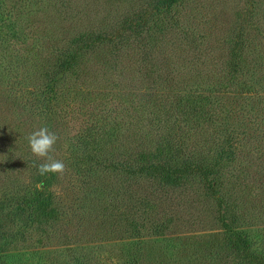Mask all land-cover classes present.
Instances as JSON below:
<instances>
[{"label":"rangeland","instance_id":"1","mask_svg":"<svg viewBox=\"0 0 264 264\" xmlns=\"http://www.w3.org/2000/svg\"><path fill=\"white\" fill-rule=\"evenodd\" d=\"M6 254L264 264V0H0Z\"/></svg>","mask_w":264,"mask_h":264},{"label":"clouds","instance_id":"2","mask_svg":"<svg viewBox=\"0 0 264 264\" xmlns=\"http://www.w3.org/2000/svg\"><path fill=\"white\" fill-rule=\"evenodd\" d=\"M27 139L33 156L38 160L45 161L38 166L39 175L55 174L62 176L66 166L62 160L55 158V145L59 140L57 134L47 127H40L30 133Z\"/></svg>","mask_w":264,"mask_h":264},{"label":"trees","instance_id":"3","mask_svg":"<svg viewBox=\"0 0 264 264\" xmlns=\"http://www.w3.org/2000/svg\"><path fill=\"white\" fill-rule=\"evenodd\" d=\"M172 154H175L174 151L173 152H171V151L170 152H166V154H165L166 160H167L168 163L171 164L170 167L173 170H178L176 168V165H173L174 164V160H176L177 157L176 156H173ZM177 174H179V173H177ZM237 244H238V240H234V239H232L231 241H229L227 243V246H228L229 250L232 251V253L234 254V256L236 258H237V253L235 252L236 251L235 247L238 248L237 247ZM130 258H131L130 260L134 259L133 257H130ZM7 259H10V255L9 254L1 255L0 256V264H7L6 263L7 262L6 261Z\"/></svg>","mask_w":264,"mask_h":264}]
</instances>
